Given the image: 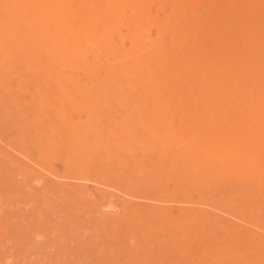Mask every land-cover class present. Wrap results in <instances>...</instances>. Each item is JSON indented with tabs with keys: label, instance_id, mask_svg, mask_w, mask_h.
Masks as SVG:
<instances>
[{
	"label": "rangeland",
	"instance_id": "obj_1",
	"mask_svg": "<svg viewBox=\"0 0 264 264\" xmlns=\"http://www.w3.org/2000/svg\"><path fill=\"white\" fill-rule=\"evenodd\" d=\"M0 116L80 173L0 141V264H264V0H0Z\"/></svg>",
	"mask_w": 264,
	"mask_h": 264
},
{
	"label": "bare ground",
	"instance_id": "obj_2",
	"mask_svg": "<svg viewBox=\"0 0 264 264\" xmlns=\"http://www.w3.org/2000/svg\"><path fill=\"white\" fill-rule=\"evenodd\" d=\"M112 12L113 11L103 9V7L101 5V8L96 9L94 14L101 16V18H103L104 16H106V14L112 13ZM63 29H64V27H63L62 22L58 18H53L52 29L48 33L49 39H47L45 41V44L48 47L49 52H51L53 49L56 48V45L53 46V44L50 42V37L53 35V39H54L57 35L60 34V31H62ZM54 42H56V38H55ZM37 50L39 52L38 58L40 59V61L38 60V62H41L40 64H42V62H43L44 65L49 66L52 70L59 68V66L61 65L59 63L60 61H57L53 57L52 58H46L43 55H41L42 53H44V50L42 49L40 44H38ZM59 77H61V76L55 75L54 76L55 81ZM61 80H62V78H59V82ZM70 81H71V78L66 79L67 84H69ZM61 84L64 85V83H61ZM55 85H56V83H55ZM63 85H62V87H63ZM56 87H57V85H56ZM120 88L121 87L119 86V90L117 92V95L121 99L122 98H128L129 95L133 96V95L137 94V92L140 89H143V90L145 89L144 87L135 86V87H129L128 92H125L123 89L120 90ZM57 89L58 88H53V90H55V91H57ZM181 90H182V88H181ZM181 92L183 93V91H181ZM47 102L49 103L50 101L47 100ZM179 109H181V116L180 117H175L173 115H170L166 119V127H169V130L168 131L166 130V140H167L166 143L167 144L174 143L177 136L179 135V131L187 129V124H186L187 119H186V113H185L186 109H184L183 104L180 105ZM177 127H178V129H177ZM130 131H132V129H130ZM0 141L2 144H5L7 147L13 148L16 152L24 155V157H26L27 160H29L33 163H40V164L44 163V165H46L47 163L50 164L48 166L50 168H52L51 170H54L58 174L62 173L63 175H61V176H63V177L70 178L71 177L70 175H73V174H76L77 176L80 175V173L77 171V169L72 168L68 162H61V163L56 162L55 163L54 159L51 156L45 155L44 151L40 147L35 146L33 141L31 139H29L26 134L24 135L23 131L19 130V128L16 127V125H14V123L12 122V119L8 118L7 116H0ZM13 158H15L14 155L10 156V159H13ZM51 160H52V162H51ZM53 161H54V164H53ZM2 162H5V161H2ZM6 164H8V163H6ZM187 165H188V167L185 170V173L183 175L185 178L189 177V179L187 178L189 180L187 182L192 183V187H190L187 190L189 192H193V194L194 193L200 194V196L202 197V198H199L201 200H197L196 202L203 204V205H206L208 207L214 206V204H216L215 207H218L219 205L226 206V202L222 199L220 200L219 196H217V195L214 196L213 194H207L206 192L201 191L206 186V182H207V177H205L204 169H201V168L198 169L194 165H190V163H187ZM81 167H87L82 171V173H86V175H84V176H86V177L95 176L93 173H96V172L92 169L93 167L84 166V165H81ZM148 187L150 190H153L152 186L148 185ZM130 188H134V187L130 186ZM167 190H169L171 194L176 193V191H178L177 186L172 187L171 190H170V188H168ZM187 190H185L186 193H187ZM156 191H159V190H156ZM141 198H143V196ZM197 208H200V207H197ZM201 210H204V208L202 209V207H201ZM38 212H39V210H38ZM34 213L32 212V215H34ZM201 213L203 214V211H201ZM211 219L213 221V218H211ZM211 219L207 218V220L209 222H211ZM242 231L244 232L245 228H243ZM242 231H240V232H242ZM250 239L252 240V238H250ZM179 264H181L180 261H179Z\"/></svg>",
	"mask_w": 264,
	"mask_h": 264
}]
</instances>
